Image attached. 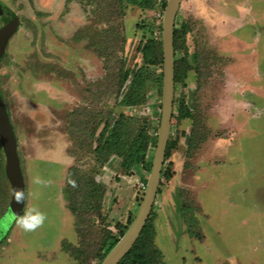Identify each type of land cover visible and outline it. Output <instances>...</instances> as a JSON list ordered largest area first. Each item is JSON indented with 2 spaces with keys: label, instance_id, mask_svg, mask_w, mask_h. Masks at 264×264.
I'll return each mask as SVG.
<instances>
[{
  "label": "rangeland",
  "instance_id": "obj_1",
  "mask_svg": "<svg viewBox=\"0 0 264 264\" xmlns=\"http://www.w3.org/2000/svg\"><path fill=\"white\" fill-rule=\"evenodd\" d=\"M0 2L21 20L0 63V89L18 138L26 208L46 217L34 231L14 222L0 241V264H76L65 250L82 244L63 194L69 168L92 173L105 190L101 216L89 223L101 235H118L135 220L150 175L143 164L126 172L117 157L98 168L79 119L113 108L149 120L157 141L163 62L150 67L143 105H116V87L121 72L144 65L147 40L162 43L166 4L113 11L115 0ZM175 27L183 32L175 56L190 71L175 88L176 145L149 216L152 243L163 264H264V0H183ZM183 106L194 119L178 118ZM1 150L0 217L12 196ZM35 176L45 183H33Z\"/></svg>",
  "mask_w": 264,
  "mask_h": 264
},
{
  "label": "trees",
  "instance_id": "obj_2",
  "mask_svg": "<svg viewBox=\"0 0 264 264\" xmlns=\"http://www.w3.org/2000/svg\"><path fill=\"white\" fill-rule=\"evenodd\" d=\"M158 1L159 0H115L111 7H113V11H117L118 8H122L123 10L125 4H132L142 9H153ZM165 4L166 0H164V6ZM2 7L4 11L2 19L4 22L17 16L4 4H2ZM185 33L187 32L185 31ZM182 37L183 32L175 27V52L181 49L180 43ZM140 51L143 56L144 65L138 69L125 70L119 75L116 87V105L137 107L143 105L146 101L147 86L150 81L153 83L154 79L150 67L163 62L162 43L161 41L149 39L141 47ZM188 71H190V68L187 62H184L182 59L179 60L175 56V88L177 84L183 82ZM155 81H157V79ZM158 81V87L161 88L162 75H160ZM0 95L4 97L1 89ZM8 111L11 117L9 108ZM89 114H94L91 120L79 119L81 126L79 131L84 134V138L81 142L83 145L89 147V152L94 155L95 165L98 168H101L105 164H109L114 157H117L120 159L121 168L126 172H132L133 169L140 164L145 165L146 169L151 171L152 163L151 161L147 163L146 156L151 148L155 146L156 140L153 138L151 131L152 123L149 120L140 119L123 112L116 116L113 108L107 113H95L93 110H89L88 115ZM178 118L181 120L194 119L190 107H181L178 111ZM94 142L96 143L95 147H93ZM175 145L176 142L172 141L169 137L165 160L170 156V152ZM1 154L4 156L3 150H1ZM2 172V176L8 181L5 174V166L2 168ZM161 176L169 178L171 176L170 170H162ZM63 194L67 201V208L76 218L77 234L82 240V244L79 247H71L68 245L65 246V250L70 254L73 260L76 261V264H90L91 261L97 259L99 262L103 261L105 256L125 234L133 220H129V224L121 229L118 235L115 236L110 230H103L102 235L99 234L100 231L95 232L93 228L94 225L92 226L93 223L91 226L89 223L93 216H101L105 190L101 184L95 180L92 173H84L77 167L72 166L69 168ZM182 207L181 211L188 220L189 232L192 234L193 232L190 228L192 225L190 222L192 217L188 216L187 207L183 205ZM84 224H88L86 229ZM153 234L154 226L151 224V219L149 217L134 246L118 264H163L161 261V252L158 251L152 243ZM90 238L91 241H89Z\"/></svg>",
  "mask_w": 264,
  "mask_h": 264
},
{
  "label": "water",
  "instance_id": "obj_3",
  "mask_svg": "<svg viewBox=\"0 0 264 264\" xmlns=\"http://www.w3.org/2000/svg\"><path fill=\"white\" fill-rule=\"evenodd\" d=\"M183 0H167L162 22V52H163V84L161 120L157 133V141L152 161V167L147 182L144 198L139 212L117 244L105 256L100 264H118L131 250L144 229L152 211L160 186L162 170L165 164L166 151L170 137L175 99V49L174 29L178 11ZM4 11L0 3V16ZM20 18L4 22L0 28V61L7 51L11 37L19 30ZM0 142L5 156V174L14 190L26 193V184L18 151V140L14 124L9 115L5 98L0 95ZM26 200L17 202L11 196L6 212L0 217V241L6 236L16 215H22Z\"/></svg>",
  "mask_w": 264,
  "mask_h": 264
},
{
  "label": "clouds",
  "instance_id": "obj_4",
  "mask_svg": "<svg viewBox=\"0 0 264 264\" xmlns=\"http://www.w3.org/2000/svg\"><path fill=\"white\" fill-rule=\"evenodd\" d=\"M33 183L42 184L45 183L39 176L33 177ZM12 197L17 202L27 200V195L25 191L14 190ZM45 214L36 207H25L22 215H16L14 218L15 225L24 231H34L39 226H41L45 221Z\"/></svg>",
  "mask_w": 264,
  "mask_h": 264
},
{
  "label": "flooded vegetation",
  "instance_id": "obj_5",
  "mask_svg": "<svg viewBox=\"0 0 264 264\" xmlns=\"http://www.w3.org/2000/svg\"><path fill=\"white\" fill-rule=\"evenodd\" d=\"M1 3V2H0ZM2 4V3H1ZM3 8V7H2ZM4 15V14H3ZM1 18H2V16H0ZM2 60V59H1ZM0 63H1V61H0Z\"/></svg>",
  "mask_w": 264,
  "mask_h": 264
}]
</instances>
